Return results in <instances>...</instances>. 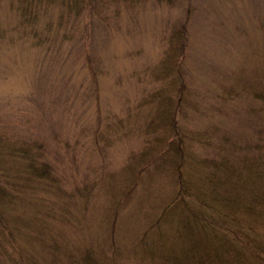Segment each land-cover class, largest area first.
<instances>
[{"label": "rangeland", "instance_id": "374dc122", "mask_svg": "<svg viewBox=\"0 0 264 264\" xmlns=\"http://www.w3.org/2000/svg\"><path fill=\"white\" fill-rule=\"evenodd\" d=\"M263 132L264 0H0V264H189ZM36 140L55 183L8 157Z\"/></svg>", "mask_w": 264, "mask_h": 264}, {"label": "trees", "instance_id": "16d2710c", "mask_svg": "<svg viewBox=\"0 0 264 264\" xmlns=\"http://www.w3.org/2000/svg\"><path fill=\"white\" fill-rule=\"evenodd\" d=\"M261 136L262 138L259 139L260 140L259 143L257 142L254 146V151L250 153V156H248L250 157V161L246 164V171L248 169L250 172L253 171L258 172L257 178L252 180L251 179L247 180L245 175L244 180L242 181L243 188L240 191L233 193L232 197H230V194L232 193L229 192V194H227L228 193L227 191L217 192L214 189H211L209 191V194L206 192L207 196L211 195L212 203L206 201L205 202L206 205L203 204L202 207L212 205L215 200H219L223 202L227 206V208L224 212V216L222 217H218L221 216L220 214L216 216L215 213H212L211 215L213 218V223L219 224L216 227L212 226L214 233H217V236L215 237L216 243H213V246H210V248L207 247L205 244L201 243L202 247L199 253L194 257H192V259L185 261L186 263L189 264H215V263L243 264L244 263L245 264L246 262L247 264H253V262H249L248 260L243 259V258H250L248 254L247 256L245 255L246 253H250V251L247 252L246 250V243L248 244L250 242H252L251 244H253L251 249V251H253V255H256L258 252H260V250L264 252V242L261 241L260 244L258 245L259 239L256 238L252 234V232H247L244 228L240 226L235 227L231 232H230V228H228L229 226L228 217L230 216V214L247 216V218L249 220H252L253 222H255L257 219H260L261 217H264V132L261 134ZM0 138L3 140L2 135H0ZM16 143L17 141H12V142L8 141L6 144L7 146H5L7 147L6 149L10 151V154H8V157L9 156L11 157L10 160L14 161V157L17 155L13 153L17 151L19 155V159L17 160L24 162L26 166H28L34 171V173H32L34 175V178L38 179L40 182L42 180H46V181L49 180L55 183V181L58 178L53 173L50 162L46 160V158L40 156L43 152V144L38 142L37 140L35 141V144L28 143L25 141L20 142L18 145ZM168 144L169 143H167V145ZM6 155H5V159L8 158ZM252 159H255L257 161L256 165L254 164V162H252ZM236 165L237 164L230 163L229 161H226L225 158H222L219 161H215L213 168H211L210 171L217 173L218 170L217 179H223L224 174L229 170V168H227L226 166L235 169ZM220 166H224V169L221 170ZM5 171H6L5 169L3 170L0 169V176L2 178H5L9 184L13 185L15 181L13 182V180H10L8 174ZM184 183L185 181L181 180L180 177L179 186L176 193L177 195L173 198V200L176 202L175 203L170 202L167 205L170 206V208L174 207L175 209L178 207L179 203L184 204L183 203L184 199L180 197L182 192V186ZM2 185L3 183H1L0 181V188L6 189L5 187L2 188ZM200 197L203 199L201 195ZM167 206H164V208ZM198 216L203 217V214L199 212ZM252 218H256V219L254 220ZM216 228H218L219 230H216ZM232 242H237L240 245V247L231 248ZM216 246H218L219 248L218 247L215 248ZM213 247L214 250H212ZM3 248L5 250H7V248L9 249L16 248V245H14L13 247L3 246ZM187 252H194V251L188 250ZM19 257L23 261V263L22 261H20L21 264H29V263L46 264L44 262H41L38 259V257H36L35 259L33 253H29V254L20 253ZM28 257L31 258L30 261L27 259ZM184 257L186 256L184 255ZM228 258H232V260H235L237 262L230 263L228 261Z\"/></svg>", "mask_w": 264, "mask_h": 264}]
</instances>
